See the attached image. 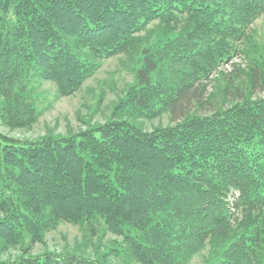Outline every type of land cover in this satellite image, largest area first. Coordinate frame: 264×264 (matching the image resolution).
Wrapping results in <instances>:
<instances>
[{"label": "trees", "instance_id": "1", "mask_svg": "<svg viewBox=\"0 0 264 264\" xmlns=\"http://www.w3.org/2000/svg\"><path fill=\"white\" fill-rule=\"evenodd\" d=\"M262 16L264 0H0L4 124L37 121L36 78L69 96L102 60L127 53L139 65L114 116L172 122L146 131L111 118L25 140L0 132V264H104L29 253L62 221L97 220L122 238L111 250L139 264H187L207 245L209 264H264V54L253 27ZM231 63L247 89L227 77L217 106L208 85Z\"/></svg>", "mask_w": 264, "mask_h": 264}, {"label": "rangeland", "instance_id": "2", "mask_svg": "<svg viewBox=\"0 0 264 264\" xmlns=\"http://www.w3.org/2000/svg\"><path fill=\"white\" fill-rule=\"evenodd\" d=\"M255 41L264 54V16L254 23ZM157 23H150L140 33L145 41H151ZM138 53L120 54L101 61L96 73L88 78L82 87L69 96H60L51 81L36 78L30 88L39 111L37 121L30 127L12 129L0 120V132L20 140L39 139L47 136H66L76 134L87 128L103 124L110 120L127 119L146 131L161 126L171 125L170 116L165 113L154 119L136 118L128 113L114 116L119 100L135 82V68L139 65ZM240 68L246 69L247 63L242 58H236ZM227 64L212 75L208 85L211 101L220 106L224 103V88L228 78H232L233 64ZM232 86L247 89L248 79L238 74L232 78ZM209 109V108H207ZM207 109H202L205 113ZM121 237L107 231L102 220L91 225H74L60 222L56 227L44 232L41 242H37L29 253L51 252L56 254L71 253L100 259L104 264H139L123 258V252L112 251V248L122 250L118 246ZM30 242V236L25 235L23 244L12 249L13 258L21 255ZM23 248V249H22ZM211 246L195 254L187 264H209L212 261Z\"/></svg>", "mask_w": 264, "mask_h": 264}]
</instances>
